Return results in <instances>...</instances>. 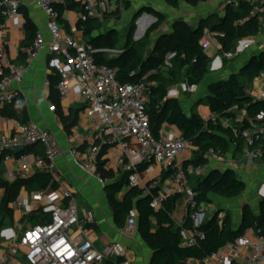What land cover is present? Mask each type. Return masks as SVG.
I'll return each instance as SVG.
<instances>
[{"label": "built area", "instance_id": "obj_1", "mask_svg": "<svg viewBox=\"0 0 264 264\" xmlns=\"http://www.w3.org/2000/svg\"><path fill=\"white\" fill-rule=\"evenodd\" d=\"M247 1L251 5V16L258 18L263 28L264 0ZM31 3L47 16L50 39H47L43 31H38L33 43L24 49L26 59L22 65L0 54V108L21 98L24 80L39 57L51 54L64 59L67 66L60 67L62 79L55 86L59 100L66 102L71 94H75L87 103L89 115L85 132L74 127L69 134L70 140L77 141L76 146L69 150L76 167L96 179L103 187L129 174V188H143V196L152 199L151 206L156 210L168 198L184 196L193 229L183 230V245H197L199 240L205 238L197 230L204 222L205 214L203 207L197 203L195 185L207 176L210 166L196 165L187 160V155L195 150L193 143L178 133L170 132L167 126L158 136H154L147 115L145 83L121 84L117 79V69L96 64L94 49L89 43L64 33L62 16L56 6H66L67 0H31ZM21 7L18 1L0 0V19L22 20ZM108 12L103 0H88L83 5L79 19L102 20ZM200 45L214 61L220 49L214 33L205 30ZM172 57L169 55L167 62ZM226 58L232 59L233 55H227ZM256 81L264 83V72ZM45 87L51 88L49 81ZM197 89L196 86L188 87L184 84L178 89H171L169 96L178 98L182 93L194 95ZM259 99H264V93ZM48 103L53 106L51 102ZM218 119V116L210 114L206 121L216 122ZM243 121V117L237 120L239 126L233 132L244 140L248 163L254 165L263 157L264 112L250 120L246 127L240 125ZM5 124L8 133H0V189L5 183H14L19 178L28 179L38 172L54 176L56 162L63 153L51 132L33 121L22 123L7 119ZM228 124L224 122V125ZM34 146H42L44 155L25 153ZM16 149L24 151L15 154L13 151ZM107 155L114 157L112 177H106L100 170ZM209 156L223 159L215 155L213 150ZM9 163L14 165L15 170L3 171L2 165ZM141 164L159 166L167 176L166 180L158 178L145 183L139 171ZM11 209L26 216L36 213L41 222L18 231H1V240L9 246L0 249V264H15L19 257L23 259L21 264H133L129 250L119 242L109 243L102 249L96 247L90 237L94 217L91 213L79 210L72 189L59 187L57 190L35 192L26 198L20 196L11 204ZM137 231L138 213L134 209L127 218L122 234L130 236ZM249 232L197 264H238L241 260L242 264H264V232L255 238L249 236Z\"/></svg>", "mask_w": 264, "mask_h": 264}, {"label": "trees", "instance_id": "obj_2", "mask_svg": "<svg viewBox=\"0 0 264 264\" xmlns=\"http://www.w3.org/2000/svg\"><path fill=\"white\" fill-rule=\"evenodd\" d=\"M165 1L171 7L179 8L183 3L197 7L209 0ZM70 2L71 0H67L66 6H56L61 16L66 11L72 10ZM122 6L124 8L120 7L116 11L104 14L102 20L79 19L77 28L84 40L93 47V57L97 65H108L117 69V79L121 84H146L147 115L154 136H158L165 126L174 128L178 134L193 143L194 157L190 162L196 165H209V152L212 150L215 155L222 158L230 154L233 149L236 152L244 150V140L235 136L233 129L239 126L238 114L245 113L244 121L240 125L246 127L250 120L256 119L257 115L264 112V99L256 101L247 92V86L264 72V50L252 56L238 73L210 84L207 97L202 99V102L198 101L190 114L185 111L179 98H170L169 95L173 87L182 83L188 87H199L209 74L212 59L200 45L205 30L214 33L224 62L228 61L227 55H234L237 52L239 42L255 38L263 32L259 19L251 16V5L248 1L241 0L238 6L229 4L223 17L211 15L202 19L196 27L183 20L175 21L167 32L164 31L166 15L152 7H145L134 18L126 44L120 49L121 40L118 31L102 32V27L105 19L120 20L122 12L130 9L129 3L122 2ZM20 12L24 19L26 48L33 43L38 28L23 7ZM143 13L152 15L157 22L148 30L143 40L134 42L136 22ZM154 34L158 35L149 50ZM116 52H119L118 56L113 57ZM169 55L173 57L167 62ZM61 79L58 73H53L49 77L52 89L50 101L64 130L70 134L78 124L79 112L75 109H71L68 113L64 111L55 90ZM204 102L210 114L218 116L216 122L204 120L197 112V108ZM17 104L19 109H15ZM0 115L3 118H14L22 123L29 121L26 104L21 98L4 106L0 110ZM224 122L229 124L224 125ZM262 159L264 160V149ZM149 165L151 164H141L139 171L145 170ZM100 167L106 177H112V173L103 165ZM128 177L129 174H124L107 186L105 189L107 201L113 213L115 226L119 229H124L130 212L134 209L137 211L138 233L153 252L151 264L201 263L222 247L235 243L248 231L259 236L263 235L264 199L261 200L258 214L250 205L243 206L242 223L239 228L234 227L230 214L223 219H219V215L205 219L197 229L205 235V238L199 240L197 245L186 247L183 245L182 232L185 229L192 230L193 225L189 215L185 217L183 225H178L173 218L179 195L168 198L163 206L156 210L151 206L152 199L143 196V188H129ZM166 178L167 176H164V180ZM2 188L4 196L0 204V213L6 218L11 215V204L19 199L23 190L32 194L42 190H57L59 185L52 174L38 172L28 179L19 178L14 183H5ZM125 188L128 191L120 197ZM195 190L198 194L197 203L199 207H203L210 205L213 197L224 200L237 199L246 192L247 185L232 169L215 168L197 182ZM35 219L33 215L32 222L37 225L39 222Z\"/></svg>", "mask_w": 264, "mask_h": 264}, {"label": "crops", "instance_id": "obj_3", "mask_svg": "<svg viewBox=\"0 0 264 264\" xmlns=\"http://www.w3.org/2000/svg\"><path fill=\"white\" fill-rule=\"evenodd\" d=\"M15 1H18L22 5V7L27 11L29 17L36 24L38 31H43L49 40L50 37L47 33V16L38 7L32 5L31 0ZM87 1L88 0H71L70 3L72 10L66 11L61 20L64 33L81 42L85 40L82 33L78 30L77 24L83 5ZM240 1L241 0H209L197 7H191L183 3L179 8H173L169 6L165 0H122V2L130 4L129 10L133 11V19L139 9L145 7H152L165 14L167 22L164 31H170L173 23L178 20L186 21L191 26L196 27L202 19H206L211 15L223 17L229 4L233 3L238 6ZM25 41L26 32L24 29V19L20 21L0 19V54H3L5 57L11 59L13 63L22 65L26 59L24 53ZM263 50L264 27L263 32L259 36L238 43L237 52L233 55L232 59H229L233 60L236 58V60L232 63L226 64V66L223 64L224 60L223 56L220 55V49L217 50V57L214 60V64L212 65L211 63L209 74L203 83L198 87L197 92L194 95H191L189 100H185L188 96L182 94L178 97L186 112L190 114L196 104L194 102H198L207 97V89L210 84L229 78L232 74H234L232 71H236V73H238L245 65L241 66L246 57H252L256 55L255 53L257 51L260 53ZM213 52L216 53V50ZM231 64H234L233 70H230L232 66ZM66 66L67 63L64 59L51 54H44L34 62L31 72L26 76L22 85L21 99L26 104L29 121H33L41 128L49 130L63 153L62 157L56 162L53 177H55L54 179L58 183L59 187L69 188L75 192V198L81 212L85 211L93 215L95 223L90 226V237L95 241V245L98 249H102L109 243L119 242L129 250L133 264H151L153 252L140 236L138 231L133 235L125 236L122 234L123 229H119L115 226L113 213L110 210L107 201V195L105 192L106 186L103 187L96 179L87 176L81 169L76 167L73 159L69 155V150L76 146L77 141L70 140L69 134L64 130L60 118L55 113L53 106L49 105L48 102H51L50 98L52 95V89L45 87V83L49 81V77L53 73H58L62 77L60 67L65 68ZM3 73H5V71H3ZM1 74L2 73H0V77ZM182 85H184V83L173 88L178 89ZM247 92L252 98L258 100L264 93V83L255 80L252 84L247 86ZM61 103L66 113H68L71 109H75L79 112V121L75 127H78L80 132H85L89 123L87 103L75 94H71L68 101ZM184 104L188 105V110L184 107ZM1 109H3V107L0 108V110ZM15 109H19L18 104L15 105ZM197 112L204 120L208 119L210 116V111L208 116H204L200 112V107L197 108ZM238 115L243 117L245 113L242 112ZM7 119L18 121L14 118H3L0 115V133H8V127L5 124V120ZM238 119L240 118L238 117L237 120ZM167 130L177 133V131L171 127H168ZM193 152L187 155V160L193 159ZM25 153L43 156L44 148L42 146H34L27 149ZM209 166L210 171L215 168L220 170L232 169L237 177L244 181L247 185L246 192L237 199L224 200L218 198L219 203L223 202L222 206L219 209H215L214 214L210 216H216V210H221L222 216L225 217L227 214H230L233 218L234 227L239 228L242 223V209L244 205H250L257 214L259 213L261 200L264 199V160H259L254 165H251L248 163L246 157V148L239 152H236V150L233 149V151L222 160L210 158ZM103 167L112 173V169L114 167V157L112 155L105 156ZM2 170L14 171L15 167L13 164L9 163L2 165ZM140 173L145 183H150L158 178L164 179L165 176L162 169L155 164L149 165L148 168L142 170ZM127 191L128 189L125 188L120 197H123ZM29 195L30 193L25 190L21 193V197L24 198L29 197ZM3 196L4 190L1 188L0 204ZM78 198L84 199L85 203L83 202L80 205ZM176 204L177 208L174 212L173 218L175 221H178L179 216H181L182 221L178 225H183L185 217L188 215L186 198L179 195L176 199ZM211 205L213 204L211 203L206 207L211 208ZM204 207L205 206H203V209ZM205 210L206 209L203 210L204 214ZM33 215L36 217L35 220L40 223L41 221L36 213L31 216H26L23 213L12 209L11 215H8L6 218L3 217L5 216L4 214L1 215L0 213V233L4 229H15L18 231L26 226H34V223L32 222ZM176 217L178 218L175 219ZM223 218L219 217V219ZM205 219H207L206 215ZM249 236L255 238L256 234L250 231ZM8 246L9 244L7 242L3 243L0 238V249H7ZM242 262L243 261L241 260L238 264H242ZM21 263H23V259L22 257H19L15 264Z\"/></svg>", "mask_w": 264, "mask_h": 264}, {"label": "rangeland", "instance_id": "obj_4", "mask_svg": "<svg viewBox=\"0 0 264 264\" xmlns=\"http://www.w3.org/2000/svg\"><path fill=\"white\" fill-rule=\"evenodd\" d=\"M103 1L106 3L109 12L116 11L118 8L121 7V4H122V0H103ZM123 8H124V6H123ZM132 12L133 11H130V10L123 11L122 12V17H121L120 20H117V19H105L103 21L102 32H105V31H108V30L118 31V33L120 35V40H121V42H120V49H122L125 46L128 32L130 30V27H131L132 22L134 21ZM157 35L158 34H155L152 37L151 44L149 46V50L152 48V46H153V44H154V42H155V40L157 38ZM255 54L256 55L259 54V51H257ZM250 57L251 56L246 57L244 59V61L242 62L241 66H243L244 64H246L249 61ZM223 60H224V58H223ZM234 60H236V58H234L233 60H229L228 59V61L227 62H223V64L226 66V64L232 63ZM213 64H214V61L212 62V65ZM231 65L232 66H231L230 70H233L234 64H231ZM232 72L236 73V71H232ZM182 95L188 96L185 100H189L190 99V96H191L190 94H187V93L186 94H183L182 93ZM200 102H202V99L200 100ZM194 103H197V102H194ZM184 107L187 109L188 108V105L187 104H184ZM199 107H200V112L204 116H208L209 115V110H208L207 105H206L205 102L204 103H201V105ZM238 117L241 118L239 115H238ZM135 160L137 161V159H135ZM78 199H79V204L81 205L84 202V199H80V198H78ZM222 203L223 202L219 203V199L217 197H213V200H212V204L213 205H211L212 207L211 208L206 207V206L204 207V209H206L205 210L206 218H208L212 214H214V210L215 209H219L222 206ZM77 204H78V202H77ZM78 207H79V205H78ZM215 214L219 215V217H222V218L224 217V216H222V211L221 210H216ZM177 218L178 217H176L175 219H177ZM178 219L179 220L176 221L177 224H179L182 221V217L179 216ZM99 234H101V233H99Z\"/></svg>", "mask_w": 264, "mask_h": 264}, {"label": "water", "instance_id": "obj_5", "mask_svg": "<svg viewBox=\"0 0 264 264\" xmlns=\"http://www.w3.org/2000/svg\"><path fill=\"white\" fill-rule=\"evenodd\" d=\"M143 11V8L139 9V11L136 13L135 17L138 16ZM255 18V17H254ZM157 22V19L153 17L152 15H149L147 13H143L136 22V32L134 35V42H139L143 40L146 37V34L148 30ZM117 53V54H116ZM113 57L118 56V52H116ZM256 56V55H254ZM250 60V59H249ZM170 98H176L175 96H170ZM256 101H261L260 99ZM24 151V149H16L13 151L15 154H20ZM107 186L105 187V189Z\"/></svg>", "mask_w": 264, "mask_h": 264}]
</instances>
